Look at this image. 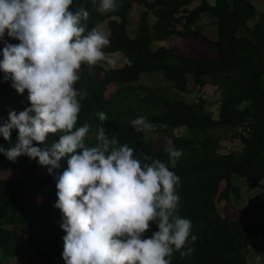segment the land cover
<instances>
[{"label": "trees", "instance_id": "16d2710c", "mask_svg": "<svg viewBox=\"0 0 264 264\" xmlns=\"http://www.w3.org/2000/svg\"><path fill=\"white\" fill-rule=\"evenodd\" d=\"M252 1L216 0L212 5L207 0H120L107 14L97 11L100 0H73L70 6L72 11L82 7L88 12L87 20L82 21L88 29L99 31V25L108 22L110 44L103 51L107 55L120 53L125 60L123 67L108 70L97 64L81 66L75 88L84 93V99L76 126L89 124L86 144L97 143L95 134L102 123L97 113L103 111L108 119L102 126L110 139L117 140V146L127 144L134 155L167 165L168 145L157 144L144 129L135 131L130 121L143 116L149 128L168 137L181 128L186 131L172 142L181 156L169 170L179 177L177 214L191 221L190 235L196 240L181 249L192 248L190 255L181 257L180 251H174L170 264H251L253 251L264 253V189L259 202L251 199L244 204L243 193L234 183L235 178L242 179L248 191L254 192L264 180V15L257 21L259 12ZM135 4L142 9L132 37L128 17ZM205 16L217 26L216 41L207 38L200 25ZM173 39L198 40L206 46L203 48L211 47L217 58L191 59L161 45L154 49L156 44ZM158 73L186 95L201 93L209 86L216 88L220 95L218 118L203 97L196 103L174 101L161 87L139 84L142 75ZM111 86L115 91L107 98ZM29 106L27 91L18 94L0 73V117L6 119L8 111L19 112ZM16 135L13 130L9 141L0 137V145L9 147ZM57 139L58 134H48L44 143L50 146ZM235 139L242 143L241 152L224 154L222 143ZM59 164L50 175L46 167L26 156L9 161L0 154V174H11L6 179L0 177V254L6 261L21 254L20 229L39 227V241L34 244L29 238L27 248L35 245L43 264H64L65 233L59 227L61 213L53 207V176L66 168V158ZM29 194L42 203L28 205L25 198ZM217 199L237 205L249 222L239 224L223 217ZM155 230L150 223L145 236Z\"/></svg>", "mask_w": 264, "mask_h": 264}, {"label": "clouds", "instance_id": "9594fccd", "mask_svg": "<svg viewBox=\"0 0 264 264\" xmlns=\"http://www.w3.org/2000/svg\"><path fill=\"white\" fill-rule=\"evenodd\" d=\"M120 0H100V13L114 11ZM73 0H0V73L18 93L27 91L29 107L0 117V137L15 142L0 154L35 160L50 175L66 158V168L54 175L64 264H170L196 236L191 221L177 214L179 177L171 170L181 151L168 141V164L134 155L127 144L117 146L97 113L94 146L86 144L89 124L76 126L84 93L75 88L82 65L106 61L108 37L88 29V12L70 10ZM17 40L11 44L5 39ZM111 64V61H106ZM135 131L151 125L145 117L130 121ZM48 134H58L50 146ZM154 224L150 236L145 233Z\"/></svg>", "mask_w": 264, "mask_h": 264}, {"label": "rangeland", "instance_id": "374dc122", "mask_svg": "<svg viewBox=\"0 0 264 264\" xmlns=\"http://www.w3.org/2000/svg\"><path fill=\"white\" fill-rule=\"evenodd\" d=\"M152 1V0H149ZM208 3L214 5L216 0H207ZM253 4L258 9V16L257 21L261 19V17L264 15V5L262 0H253ZM142 8L134 5L132 11L129 14V25H128V33L130 36H135L138 30V19H139V12ZM108 12L102 13L107 14ZM210 16H205L204 19L200 22V25L204 28L205 36L209 38L212 41L217 40V26L213 24L211 21ZM250 22L249 26L253 27V25L257 22ZM108 22L101 23L98 27L99 31L105 34L107 37L110 35V31L107 27ZM166 46L170 49H172L175 53L180 54L183 57L195 59V58H206V59H213L217 58L216 53L212 51L211 47L204 46L200 41L191 39V40H183L176 41L173 39L172 41L159 43L154 46V49L157 46ZM0 47H3V44L0 43ZM106 61H111V64L106 63V61H100L97 63V65L101 66V68L108 70V69H115V68H121L125 64V60L122 57L120 53L107 55L105 54ZM160 74V75H159ZM98 76V74H97ZM157 79H156V78ZM160 77V78H159ZM139 84L147 85L150 87H161L164 91H166L170 97V99L176 101H183L186 103H196L199 100V97H203L204 100L207 102V107L210 111L215 113V118H218V107L220 102V95L216 91V88L214 87H206L203 91L198 92L195 91L192 94H183L179 92L177 89L172 87V83L169 81H165L163 77L161 76V73L154 74V75H142L139 81ZM115 91L114 86H111L108 88L106 92V97L109 98L110 95ZM146 135L154 139L157 144L161 146H167L168 141L173 142L174 138L177 136H182L186 134L185 129L181 128L177 130L173 137H168L166 135H162L160 133H156V131L152 128L144 129ZM216 135H222V132H215ZM223 145V153L229 154L231 152L239 153L242 150V143L239 139H235L234 141L228 140L224 141L222 143ZM1 178H9L11 177L10 173H1ZM234 183L238 185L243 193L244 196V204H247L251 199H254L255 202H259L261 200V194L264 189V180L261 183V185L254 191H248V187L244 180L235 178ZM225 187V184L223 183L220 186V190L222 191ZM25 201L28 205L31 206H38L42 203V200L39 198H36L29 194ZM217 202V209L219 213L230 220L237 221L239 224H247L249 222V218L242 214L240 212V208L233 204L228 202H219L218 199ZM20 234L22 241L20 243L21 254L12 257L9 260H5L4 257L0 254V264H43L40 257L37 256V248L35 245H32L30 248H27L26 242L29 240V238H33L34 244H36L40 239V228H22L20 229ZM250 263L251 264H264V253H258L253 251L252 255L250 256Z\"/></svg>", "mask_w": 264, "mask_h": 264}]
</instances>
